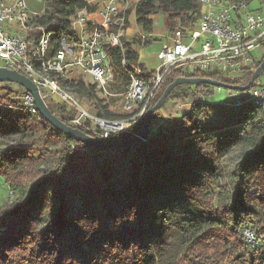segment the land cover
Masks as SVG:
<instances>
[{
    "label": "trees",
    "instance_id": "obj_1",
    "mask_svg": "<svg viewBox=\"0 0 264 264\" xmlns=\"http://www.w3.org/2000/svg\"><path fill=\"white\" fill-rule=\"evenodd\" d=\"M229 1H245L248 6L254 2L264 4V0ZM42 5L36 23L52 34L51 51L75 37L70 33L71 17L83 9L92 11L87 0H44ZM156 13L170 34L186 36L197 27L200 7L197 0L138 1L134 17L145 37L130 42L122 37L120 46L105 47L114 71V93L124 92L133 68L145 69L139 64L134 46L147 47L156 41L150 36ZM128 27L126 23L125 29ZM263 59L264 55L253 68L244 70L240 79L218 73L172 71L149 107L177 78H210L223 84L245 85ZM259 78L251 88L256 87ZM118 81L123 82L119 92L114 89ZM65 85L78 98L91 102L95 114L105 120H128L137 113L123 111L120 97L98 95L93 85L80 79L66 81ZM200 88L208 91L203 102L195 93ZM213 88L175 87L165 104L186 100H193V104L172 130L149 131L138 143L107 150L74 141L52 128L39 113L31 116L22 110L11 99V93L0 91V184L7 192V200L0 205V264H147L151 256L149 215L155 211L149 198L169 186L161 175L162 167L172 162L175 165L170 172L181 171V167L192 164L190 154L195 149L203 158L200 162L213 169V160L233 146H239L240 152L231 171L229 199L205 196L197 183L184 179L183 169V192L211 227L204 231L200 223H189L191 231L181 242L179 252L162 264H238L237 258L240 264H264V108L248 102L235 108L213 104L209 100ZM46 105L69 126L64 106L55 109L48 101ZM159 111L150 122L159 116ZM140 122L130 133L115 134L112 140L132 138ZM17 133H35L46 141L57 142L49 163L28 142H15L13 135ZM151 178L156 187L147 184ZM9 191L13 192L12 199ZM74 195L84 204L77 219L68 215ZM40 210H45L43 218ZM245 231L253 235L251 244ZM96 242L104 254L100 259L87 247Z\"/></svg>",
    "mask_w": 264,
    "mask_h": 264
},
{
    "label": "built area",
    "instance_id": "obj_2",
    "mask_svg": "<svg viewBox=\"0 0 264 264\" xmlns=\"http://www.w3.org/2000/svg\"><path fill=\"white\" fill-rule=\"evenodd\" d=\"M197 1L200 18L196 29L186 36L168 35L170 38L156 53L159 63L156 71L133 68L124 92L116 94L111 91L115 78L105 47L121 45L128 23L127 13L131 11L129 0H97L96 5L100 6L95 11L98 21L91 19L86 9L78 11L69 19L70 33L75 37L67 43L62 42L53 51L50 50L52 34L36 23L40 12L31 10L26 0H0V69L16 71L28 78L43 101H48L55 109L64 106L69 126L87 131L98 139L112 140L113 135L130 133L139 123L172 71L218 73L234 78L253 68L263 57V8L251 10L245 1ZM71 70L88 76L98 95L120 97L121 109L137 111L136 115L115 121L98 117L66 87V81L77 80ZM220 90L217 88V93ZM0 91L11 93V99L29 115H37L34 98L24 87L3 82ZM229 91L235 99L223 103L227 108L240 107L247 102L264 108V86L244 92ZM209 100L219 104L215 96ZM5 107L12 108L11 105ZM9 196L12 199V191ZM245 235L252 243V233L245 231Z\"/></svg>",
    "mask_w": 264,
    "mask_h": 264
},
{
    "label": "rangeland",
    "instance_id": "obj_3",
    "mask_svg": "<svg viewBox=\"0 0 264 264\" xmlns=\"http://www.w3.org/2000/svg\"><path fill=\"white\" fill-rule=\"evenodd\" d=\"M26 2L30 9L33 11L40 12L43 9V5L39 0H26ZM259 8L264 9V4L260 5L258 2H254L250 5L251 10H257ZM153 20L154 27L150 36L156 41H153L147 47H143L141 44L140 46H134L136 50L141 53L140 63H142L148 71H156L159 65L158 61L155 58L156 53L160 45L165 43L166 40L170 38L167 37L169 35V32L165 27L161 15L158 13L154 14ZM143 35L145 34H143V32L141 31V28L139 26H135L133 27V32L130 33V36H125V40L130 42L133 38L139 39L140 36L142 37L140 39H143ZM71 74L73 75V77L82 80L86 85H91L90 78L88 76L79 75L78 70H71ZM240 78L241 76L234 77V79ZM122 86L123 82L118 81V84H116L114 89H117V91L119 92L122 89ZM260 86H264V75H262L257 81L256 87ZM207 92L208 91L203 88L197 89L195 91L199 101H202V99H200L201 97L207 100ZM215 92H217V87H214L212 89V93ZM228 92V90L221 89L219 93H216V101L219 103H224L226 100H230L231 96L228 95ZM78 99L83 102L90 111H94L92 103L87 102L86 99ZM192 104L193 100H186L185 102L180 104L172 101L165 104L159 111V116L154 118L150 123L152 131L167 132L172 130L174 126L178 124L180 116L183 113H187L190 111ZM13 140L15 142H28L31 145L32 150H35L37 153H41V155L45 159L46 164H48L51 160V153L57 147V142L46 141L38 137V135H36L35 133L25 135L22 133H17L13 135ZM45 148H48L49 150L46 151ZM239 152V146H233L231 150L225 152V155L213 160V169L211 167H207V164H202L200 162V160H202L203 158L197 153L195 149L192 150L190 154L192 157V164L190 166L185 165L184 167H181V171L172 174L170 172V168L175 165V163L172 162L169 163L167 167H162L161 172L163 173L161 175H164L166 181L169 183V186L164 188V190H161L159 194H152L149 198V204L154 205L155 211L151 215H149L151 227V229L149 230L151 235L149 249L151 252V256L148 259L147 264H162L164 260L172 259L179 252V246L181 242L191 231V229L189 228V223H200L199 225L203 228L204 231L211 227L203 218V212H201V210H199V208H197L195 204L191 203L186 197V194L183 192V187L180 180L183 169L186 175L184 176V179L188 182L192 181L197 183L198 186L201 187L199 188V190H203L205 192V196L212 195V199H214V196L216 198L222 197L224 199H229L232 188L231 171L234 163L238 159ZM147 184L154 185L155 187L157 185V183L154 182L152 178L148 181ZM217 185H222V187H217ZM6 200V188L1 183L0 205L5 203ZM83 209L84 204L78 198V196H71L68 212L69 217L74 219L79 218ZM203 209H205V207H203ZM44 211L45 210L39 211L41 218H43ZM202 221H204V223ZM249 244H251V242H249ZM87 247L90 249L92 255L95 258L100 259L104 257V254L101 251V246L98 244V242H96L93 246ZM236 260L237 263L240 264L241 259L237 258Z\"/></svg>",
    "mask_w": 264,
    "mask_h": 264
},
{
    "label": "water",
    "instance_id": "obj_4",
    "mask_svg": "<svg viewBox=\"0 0 264 264\" xmlns=\"http://www.w3.org/2000/svg\"><path fill=\"white\" fill-rule=\"evenodd\" d=\"M264 73V59L260 63L259 67L254 71L250 81L245 85H228L210 78H190L182 77L175 79L168 87L164 90L158 101L147 110L141 117V122L137 133L130 139H116V140H102L91 137L81 130L73 128L62 122L55 114L51 112L46 103L43 101L37 87L28 78L19 74L16 71L7 69H0V83L10 82L18 84L24 87L28 93L34 98V103L37 108L39 115L46 121L52 128L65 136L72 138L74 141L81 143L84 146L94 148L97 150L116 149L126 144L138 143L143 140L144 137L151 131L150 118L151 116L161 110L166 102V99L177 86L182 85H209L220 89L231 90V91H248L256 80Z\"/></svg>",
    "mask_w": 264,
    "mask_h": 264
},
{
    "label": "crops",
    "instance_id": "obj_5",
    "mask_svg": "<svg viewBox=\"0 0 264 264\" xmlns=\"http://www.w3.org/2000/svg\"><path fill=\"white\" fill-rule=\"evenodd\" d=\"M88 1V4H89V7H90V9L92 10L91 12H88L89 13V16H90V18L91 19H93V20H95V21H98V17H97V14H96V9H98V8H100V6L99 5H96L97 4V0H87ZM130 1V3H131V10L132 11H130V14H129V17H128V24H129V27L128 28H126V30H125V35H124V37L126 36H130V33H132L133 32V27H137L138 25L136 24V22H135V17H134V7H135V5L137 4V2L138 1H140V0H129ZM132 13V14H131ZM169 35H170V33H169ZM145 35H143V37H144ZM138 54H139V64H142V63H140V52L138 51ZM143 65V64H142ZM145 67V66H144ZM229 91V90H228ZM216 93L217 92H215V93H213V96H211V98L212 97H216ZM228 95L229 96H231L230 97V100H234L235 99V97H234V94H232L230 91L228 92Z\"/></svg>",
    "mask_w": 264,
    "mask_h": 264
}]
</instances>
